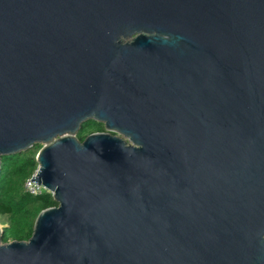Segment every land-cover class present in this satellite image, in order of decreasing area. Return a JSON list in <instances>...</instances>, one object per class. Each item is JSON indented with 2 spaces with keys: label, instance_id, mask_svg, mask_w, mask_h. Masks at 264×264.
<instances>
[{
  "label": "water",
  "instance_id": "obj_1",
  "mask_svg": "<svg viewBox=\"0 0 264 264\" xmlns=\"http://www.w3.org/2000/svg\"><path fill=\"white\" fill-rule=\"evenodd\" d=\"M37 146L0 264H264V0H0V158Z\"/></svg>",
  "mask_w": 264,
  "mask_h": 264
},
{
  "label": "trees",
  "instance_id": "obj_2",
  "mask_svg": "<svg viewBox=\"0 0 264 264\" xmlns=\"http://www.w3.org/2000/svg\"><path fill=\"white\" fill-rule=\"evenodd\" d=\"M103 130L101 124L87 121L81 125L76 138L82 141L86 135ZM39 148L37 146L0 158V225L3 242L28 240L38 213L56 205L46 190L40 189L32 194L26 188V182L37 168L35 155Z\"/></svg>",
  "mask_w": 264,
  "mask_h": 264
},
{
  "label": "built area",
  "instance_id": "obj_3",
  "mask_svg": "<svg viewBox=\"0 0 264 264\" xmlns=\"http://www.w3.org/2000/svg\"><path fill=\"white\" fill-rule=\"evenodd\" d=\"M30 179L26 182V188L30 193L36 194L40 189H43L41 186H38L34 182L30 181Z\"/></svg>",
  "mask_w": 264,
  "mask_h": 264
},
{
  "label": "rangeland",
  "instance_id": "obj_4",
  "mask_svg": "<svg viewBox=\"0 0 264 264\" xmlns=\"http://www.w3.org/2000/svg\"><path fill=\"white\" fill-rule=\"evenodd\" d=\"M45 190V189H44Z\"/></svg>",
  "mask_w": 264,
  "mask_h": 264
}]
</instances>
